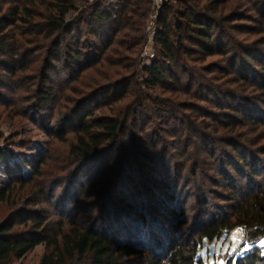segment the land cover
Returning <instances> with one entry per match:
<instances>
[{
  "label": "trees",
  "instance_id": "obj_1",
  "mask_svg": "<svg viewBox=\"0 0 264 264\" xmlns=\"http://www.w3.org/2000/svg\"><path fill=\"white\" fill-rule=\"evenodd\" d=\"M149 5L0 0L3 112L74 135L29 171L0 146V264L39 244V264H212L236 229L264 241V0H164L142 63Z\"/></svg>",
  "mask_w": 264,
  "mask_h": 264
},
{
  "label": "rangeland",
  "instance_id": "obj_2",
  "mask_svg": "<svg viewBox=\"0 0 264 264\" xmlns=\"http://www.w3.org/2000/svg\"><path fill=\"white\" fill-rule=\"evenodd\" d=\"M163 1L164 0H161V2H157V0H150L149 10L145 18L143 19L144 23L142 29L145 37V42L141 50L142 63H148L150 56L153 55V38L155 30L157 28V19L159 16L160 6ZM82 7H84V5L79 3L78 9L80 10L82 9ZM74 15L75 13L73 14V16ZM209 60L212 61L214 59L211 58ZM7 99L8 96H4L0 100L1 102H4ZM6 108L8 107L0 106V113L2 115L0 120V135L3 139L11 137L13 139V143H11L10 145H5L1 143L0 146L4 149L3 152L6 154L5 161L7 162V164H9V166H11L12 164H18L19 166H23L22 163L24 160H27L29 158H37L46 151V153H49L50 157L52 156L53 158L64 161L67 160L66 157L68 155V146L74 140L73 134L67 135L65 137V140L61 142L56 138H52L51 135L46 134V132L42 131L41 126H37L36 124L32 123L23 115H16L14 117L9 116L11 118H8L6 112H3ZM58 135L60 136V134ZM50 163L51 161H47V163L42 167V172L46 171V169L50 167ZM5 168V165H3L1 161L0 189L5 185L6 182H8V176L5 173ZM23 169L26 171L28 170V168L25 166H23ZM57 173L54 176H57ZM7 212L8 209L3 206V216H5ZM233 232H231V234ZM247 232L248 231H242L239 229L240 240L236 242H231L228 238H221L219 240L213 241L212 243L205 244L204 248L201 250L202 256L204 258L209 257L212 264L214 257L219 258L218 260H215L218 264H224V259H226V253L232 255L236 252L234 258H240L237 256V253L239 252L241 243L243 241H247L249 244H251L247 238ZM43 251V245L39 244L31 252L26 254L23 258L15 260L12 264H39Z\"/></svg>",
  "mask_w": 264,
  "mask_h": 264
},
{
  "label": "built area",
  "instance_id": "obj_3",
  "mask_svg": "<svg viewBox=\"0 0 264 264\" xmlns=\"http://www.w3.org/2000/svg\"><path fill=\"white\" fill-rule=\"evenodd\" d=\"M161 2V0H157V2ZM258 247L261 249V257H264V242H259L256 244H249L247 241H243L241 243V246L239 248V252L237 253V256L242 258L246 255L248 251H250L253 247Z\"/></svg>",
  "mask_w": 264,
  "mask_h": 264
},
{
  "label": "water",
  "instance_id": "obj_4",
  "mask_svg": "<svg viewBox=\"0 0 264 264\" xmlns=\"http://www.w3.org/2000/svg\"><path fill=\"white\" fill-rule=\"evenodd\" d=\"M230 239H231V242L239 241V240H240V237H239V230H235V231L231 234Z\"/></svg>",
  "mask_w": 264,
  "mask_h": 264
}]
</instances>
